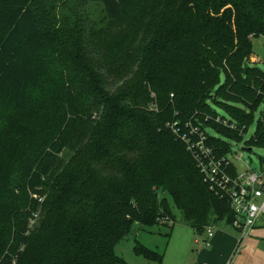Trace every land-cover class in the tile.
I'll use <instances>...</instances> for the list:
<instances>
[{
	"label": "trees",
	"instance_id": "trees-1",
	"mask_svg": "<svg viewBox=\"0 0 264 264\" xmlns=\"http://www.w3.org/2000/svg\"><path fill=\"white\" fill-rule=\"evenodd\" d=\"M257 37L264 0H0V264H127L116 246L174 209L232 227L174 130L233 154L264 104Z\"/></svg>",
	"mask_w": 264,
	"mask_h": 264
},
{
	"label": "rangeland",
	"instance_id": "rangeland-1",
	"mask_svg": "<svg viewBox=\"0 0 264 264\" xmlns=\"http://www.w3.org/2000/svg\"><path fill=\"white\" fill-rule=\"evenodd\" d=\"M253 51L250 64L264 70V37L253 39ZM212 106L220 117L230 119L229 114L222 108L215 104ZM259 120H264V104L255 112L254 122L244 135L243 141L228 140L233 150L229 159L240 173L248 168L264 172V148L249 147L246 144L255 134ZM207 133L215 136L213 130L207 129ZM240 156L241 160H238ZM174 213L176 222L172 228L160 225L141 230L135 227L132 234L116 246L117 256L127 264H158L135 252L138 242L162 255L163 264H264V217L259 219L256 228L240 244L239 232L223 222L197 232L185 222L177 209H174ZM211 230L213 237L209 238L208 233Z\"/></svg>",
	"mask_w": 264,
	"mask_h": 264
},
{
	"label": "built area",
	"instance_id": "built-area-1",
	"mask_svg": "<svg viewBox=\"0 0 264 264\" xmlns=\"http://www.w3.org/2000/svg\"><path fill=\"white\" fill-rule=\"evenodd\" d=\"M216 122L233 130L238 129L235 123L220 116L216 118ZM175 126L177 123L171 128ZM174 133L186 144L205 183L213 192L228 201L235 214L232 227L239 232V243L242 244L257 226L259 219L264 217V172L248 168L242 173L237 171V175H232L230 171L233 162L229 158L218 157L214 148L207 144L208 137L205 132L190 121L185 122L183 131L175 129ZM238 160H241V156ZM208 235L209 238L213 237V230ZM206 245L209 246V243Z\"/></svg>",
	"mask_w": 264,
	"mask_h": 264
},
{
	"label": "crops",
	"instance_id": "crops-1",
	"mask_svg": "<svg viewBox=\"0 0 264 264\" xmlns=\"http://www.w3.org/2000/svg\"><path fill=\"white\" fill-rule=\"evenodd\" d=\"M255 56V55H254ZM257 57V56H256ZM258 59V58H257ZM258 61H260L259 59H258ZM236 170H237V168H236ZM238 171V170H237ZM239 172V171H238ZM256 228V227H255Z\"/></svg>",
	"mask_w": 264,
	"mask_h": 264
}]
</instances>
